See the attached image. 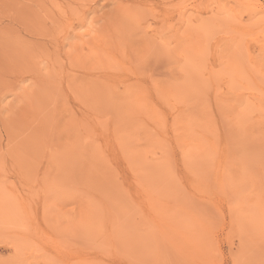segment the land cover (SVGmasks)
I'll return each mask as SVG.
<instances>
[{"label":"rangeland","instance_id":"rangeland-1","mask_svg":"<svg viewBox=\"0 0 264 264\" xmlns=\"http://www.w3.org/2000/svg\"><path fill=\"white\" fill-rule=\"evenodd\" d=\"M0 264H264V0H0Z\"/></svg>","mask_w":264,"mask_h":264}]
</instances>
